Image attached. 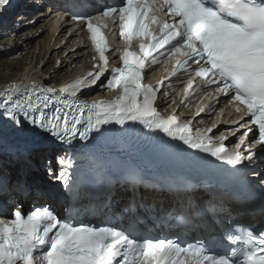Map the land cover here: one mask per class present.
Instances as JSON below:
<instances>
[{
    "label": "snow or ice",
    "instance_id": "6c2138e0",
    "mask_svg": "<svg viewBox=\"0 0 264 264\" xmlns=\"http://www.w3.org/2000/svg\"><path fill=\"white\" fill-rule=\"evenodd\" d=\"M10 2L0 0V10ZM73 18L86 22L97 53L93 57L98 60L93 65L95 71L58 90L34 83L5 89L0 97V117L17 129L27 124L37 135L47 134L71 144L77 138L88 140L103 125L131 121L150 130H162L188 147L233 166L251 162L264 151V0H121L119 5L104 6L95 17ZM108 20L119 21V36L126 40L127 47L119 55L121 67L113 69L106 85L100 86L118 88L120 94L112 101L73 110L77 102L67 97L75 98L84 87L97 85L108 72L106 53L110 48L102 30ZM134 38L141 40L138 52L130 50ZM166 48L169 57L176 58L175 70H190L205 87L215 86V98L228 96L236 112L250 116L258 135L249 138L251 129L245 130L239 143L229 150L223 143L225 136L214 142L208 135L212 128L193 137L189 124L179 123L176 115L161 116L154 106L158 89L142 80L148 58L155 63L153 54ZM192 86L190 80L188 89ZM60 96L65 99L57 102ZM234 123L239 130L249 121ZM256 145L262 147L257 149ZM56 163L63 168L65 158H57ZM48 172L65 178L63 170L57 173L49 167ZM132 187L134 198L135 183ZM25 191L26 186L19 182L13 186L0 179V197L13 192L24 195ZM224 241L242 243L239 256L235 248L213 252L201 241L182 246L171 239H139L109 227L73 222L48 206L25 213L17 203L10 218L0 217V264H264V231L229 232L222 234L219 242Z\"/></svg>",
    "mask_w": 264,
    "mask_h": 264
},
{
    "label": "bare ground",
    "instance_id": "6f19581e",
    "mask_svg": "<svg viewBox=\"0 0 264 264\" xmlns=\"http://www.w3.org/2000/svg\"><path fill=\"white\" fill-rule=\"evenodd\" d=\"M24 8L28 10L27 6ZM25 9L20 11H26ZM30 19L34 22L30 23ZM67 26L61 8H47L42 14L20 13L13 19L1 20L0 57L3 56V61L0 62V93L9 89L10 82L17 85L56 84L55 81L68 77L79 63H84V59L79 58L77 53L71 52L63 56L71 48L64 38ZM63 40L65 44L57 47ZM37 70L41 75H37ZM40 137L46 135L41 134ZM3 152L2 158L7 162H22L19 154L7 153L6 150ZM21 170L25 174L27 168L23 166ZM19 172L20 168L15 166L0 170V179L4 180L5 175L15 176Z\"/></svg>",
    "mask_w": 264,
    "mask_h": 264
},
{
    "label": "rangeland",
    "instance_id": "374dc122",
    "mask_svg": "<svg viewBox=\"0 0 264 264\" xmlns=\"http://www.w3.org/2000/svg\"><path fill=\"white\" fill-rule=\"evenodd\" d=\"M3 56L2 57H0V62H2L3 61ZM14 58V57H13ZM2 60V61H1ZM54 83H57V81H55Z\"/></svg>",
    "mask_w": 264,
    "mask_h": 264
}]
</instances>
